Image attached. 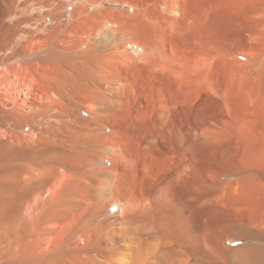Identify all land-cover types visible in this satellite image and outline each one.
<instances>
[{
	"label": "rangeland",
	"instance_id": "1",
	"mask_svg": "<svg viewBox=\"0 0 264 264\" xmlns=\"http://www.w3.org/2000/svg\"><path fill=\"white\" fill-rule=\"evenodd\" d=\"M74 2L80 3L76 16L68 18L61 8L56 13L59 19L43 20L45 27L36 42L40 56L30 70L44 86H51L58 117L44 124L47 132L42 136H37L29 123L21 132L10 133L9 143L0 147V184L11 188L4 193L7 199L21 202L36 182L55 173L56 166L61 177L70 163L83 167L88 158L86 145L101 138L115 145L120 162L133 159L139 168L135 175L128 169L131 180L127 176L121 178L129 181L118 180V199L131 198L132 193L142 197L147 186L164 183L162 180L168 176L171 178L166 191L173 186L179 189V182L190 171L188 161L204 176L221 172L218 158L220 151L226 150L234 165L245 171L240 191L228 194L227 200L240 213L255 219L254 223L260 217L257 224H261L264 0ZM48 11V7L41 6L33 14L45 17ZM97 80H104L105 88H99ZM99 102L121 113L133 111L136 129L144 133L131 136L117 125L105 130L104 136L88 132L86 122L92 116L87 110L90 104ZM162 122L165 126L160 127ZM188 124L198 127L206 146L197 155L189 153L191 160L180 159L181 154L172 150L167 157L162 155L163 159L158 148L172 142ZM148 131L159 143L153 153L155 146L142 148L141 139ZM64 151L70 155L65 156ZM248 167L260 172L262 181L252 176ZM73 213L78 220L81 208L77 206Z\"/></svg>",
	"mask_w": 264,
	"mask_h": 264
},
{
	"label": "bare ground",
	"instance_id": "2",
	"mask_svg": "<svg viewBox=\"0 0 264 264\" xmlns=\"http://www.w3.org/2000/svg\"><path fill=\"white\" fill-rule=\"evenodd\" d=\"M79 4L74 0H0V147L9 143L10 133L21 132L29 123L42 136L47 132L44 124L58 117L51 86L32 75L30 65L40 56L36 42L45 27L43 20L59 19L56 13L61 8L72 18ZM41 6L49 8L45 17L33 14ZM97 85L105 88L106 82L97 80ZM87 112L92 116L86 122L88 132L104 136L105 130L117 125L131 136L144 133L136 129L133 111L121 113L99 102L90 104ZM174 137L158 148L161 156L172 150L181 154L180 159L191 160L189 153L197 155L206 146L193 124ZM141 141L142 148L149 150L159 144L152 131L145 132ZM86 147L83 167L70 163L61 177L56 166L55 175H45L32 184L33 191L21 193L25 196L21 202L8 200L4 193L11 188L0 184V264H264V217L261 224H257L260 217L254 223L255 219L229 204L228 194L240 191L245 171L234 165L226 150L218 158L223 166L220 173L204 176L188 161L190 171L179 189L173 186L166 191L168 176L159 185L154 179L146 190L142 185V197L132 193L131 198L118 199V180L128 177V169L131 175L138 174V166L133 159L120 162L117 148L107 139L90 141ZM250 173L261 179L260 172ZM77 206L82 212L78 220L73 213Z\"/></svg>",
	"mask_w": 264,
	"mask_h": 264
}]
</instances>
